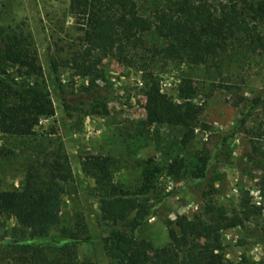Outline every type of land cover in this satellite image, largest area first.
I'll return each instance as SVG.
<instances>
[{
    "label": "rangeland",
    "instance_id": "obj_1",
    "mask_svg": "<svg viewBox=\"0 0 264 264\" xmlns=\"http://www.w3.org/2000/svg\"><path fill=\"white\" fill-rule=\"evenodd\" d=\"M70 3L71 0H0V30L19 29L30 35L43 68L42 75L29 78L19 76L17 67L9 68V73L17 81L40 82L49 89L55 116L43 118L36 132L60 136L73 168L62 223L52 237H60L63 228L75 229L77 221L83 219L94 242L78 245L80 262L111 264L101 239L115 230L127 231V224L112 226L101 221L96 184L83 172V158L111 157L115 181L136 193L143 183L145 163L153 160L164 166L173 155L185 160L186 176L176 180L163 172L153 189L137 196L148 206L158 207L138 238L155 248L169 246L168 224L177 216L201 217L212 200L214 207L232 218L239 213L242 201L250 200L262 208V214L244 226L222 231L220 256L228 264H264V155L255 150L253 137L264 119L262 108L254 106V100L264 95V52L236 51L202 66L172 60L157 62L146 71L140 64L130 68L109 55L96 54V74L82 78L65 65L83 50L82 33L70 14ZM148 8L144 5L146 13ZM147 39L163 44L152 36ZM54 62L58 72L53 69ZM90 87L96 88L93 93L87 91ZM151 90L153 94L166 95L175 107V119L159 127L158 139L154 137L155 127L150 135L138 128L154 108ZM188 113L198 117L195 136L190 141L180 125L181 117L186 120ZM225 139L228 142L223 144ZM34 144L32 138L0 133V190L20 189ZM206 159L211 165L207 179L200 182L195 175ZM187 181L190 186L186 188ZM30 235L15 220L0 218V242L29 239ZM199 241L207 243L204 236ZM8 253L7 247L0 246V264H10Z\"/></svg>",
    "mask_w": 264,
    "mask_h": 264
},
{
    "label": "trees",
    "instance_id": "obj_2",
    "mask_svg": "<svg viewBox=\"0 0 264 264\" xmlns=\"http://www.w3.org/2000/svg\"><path fill=\"white\" fill-rule=\"evenodd\" d=\"M144 5L149 6V13L144 11ZM70 14L76 18L82 33L83 50L74 54L65 65L82 78L96 74V54L109 55L130 68L140 64L146 71L149 65L157 62L172 60L202 66L236 51L245 54L264 52V0H150L148 3L140 0H71ZM148 36L162 40L163 44L150 43ZM12 67L18 68L19 76L26 75L27 78L43 73L30 35L19 29H2L0 133L21 139L32 138L35 144L20 189L0 190V218L15 220L30 232V238L2 240L0 246L9 249L10 264H93L89 261L81 263L78 256V245L94 242L83 219L77 221L75 229L63 228L60 237L51 235L62 223L63 202L70 194L73 168L60 136L36 132L43 118L55 116L49 89L40 82L17 81L9 73ZM53 69L58 72L55 62ZM95 89L90 87L87 91L93 93ZM153 93L151 90L154 108L138 128L142 127L150 135V130L155 127L154 137L158 139L159 127L175 119V107L166 95ZM254 106L261 107L264 116V95L254 100ZM197 122L198 117L190 113L186 120L181 117L180 125L186 130L187 141L194 138ZM142 130L140 136L144 134ZM253 137L255 150L264 155V119ZM226 142L228 139L223 144ZM169 158L164 166L153 160L145 163L143 183L136 193L125 190L115 181L111 157L88 155L83 158L82 170L96 184L101 221L112 226L127 224V231L115 230L101 239L110 263L228 264L220 256L223 250L221 232L244 226L262 214V208L251 204L250 200H243L239 213L232 218L214 207L212 200L207 202L201 217L177 216L176 221L168 224L169 246L155 248L138 238L141 228L158 207L148 206L137 196L153 189L157 176L163 172L176 180L186 176L185 160L173 155ZM210 165L209 159L204 160L195 175L196 180L207 179ZM189 186L190 181H187L185 187ZM201 236L206 239V244L199 241Z\"/></svg>",
    "mask_w": 264,
    "mask_h": 264
}]
</instances>
